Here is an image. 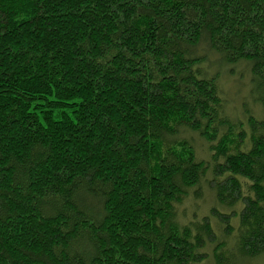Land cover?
Masks as SVG:
<instances>
[{
  "label": "trees",
  "instance_id": "1",
  "mask_svg": "<svg viewBox=\"0 0 264 264\" xmlns=\"http://www.w3.org/2000/svg\"><path fill=\"white\" fill-rule=\"evenodd\" d=\"M261 255L264 0H0V264Z\"/></svg>",
  "mask_w": 264,
  "mask_h": 264
},
{
  "label": "rangeland",
  "instance_id": "2",
  "mask_svg": "<svg viewBox=\"0 0 264 264\" xmlns=\"http://www.w3.org/2000/svg\"><path fill=\"white\" fill-rule=\"evenodd\" d=\"M245 78H246L245 74H244L243 79L239 80L237 78V76L228 77V76H225L221 73V87L223 90L224 98L226 99L227 111L230 112V115L232 117L237 116L238 118H241V119L243 118V116H242V114H243V103L249 102L248 98H247L249 86L247 85ZM252 110L255 113L254 109H252ZM185 138H187L192 143V146H193L198 158L202 159L206 163H208V159H209V155H210L209 150H208V144L202 138L197 136V134H195V133L188 132L185 134ZM209 162L212 166L213 163H212L211 159H209ZM207 180L209 181L208 182L209 185L205 184L203 186V188L201 187L200 189H197L194 196L188 198L189 200L184 202V204L182 206V211L186 212L184 214H187V216L190 213L191 205L194 204L193 201H198V203H196L197 206L199 204L202 205L201 206V211H202L201 214L199 213V210H198V213L200 215L204 216V215L208 214L209 209H207V205H203V203H205L204 198L208 199L210 197V198H212V201H213V190L211 188L214 185H213L212 179L207 178ZM220 210L225 211L222 208H220ZM198 213L196 212L195 218L200 217V215ZM213 222L214 221L212 220V223ZM228 241H229V239H228ZM232 242L233 241H231V243ZM204 264H214V263H211L208 261ZM224 264H264V255L257 256L254 258H250V259H247V258L246 259H244V258H242V259L230 258L229 260H226V262Z\"/></svg>",
  "mask_w": 264,
  "mask_h": 264
}]
</instances>
